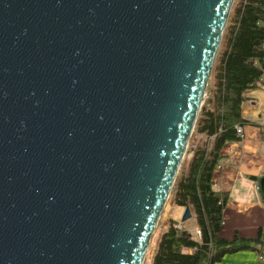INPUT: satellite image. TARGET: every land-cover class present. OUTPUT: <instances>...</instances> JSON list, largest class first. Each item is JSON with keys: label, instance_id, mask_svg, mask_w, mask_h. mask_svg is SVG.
<instances>
[{"label": "water", "instance_id": "obj_1", "mask_svg": "<svg viewBox=\"0 0 264 264\" xmlns=\"http://www.w3.org/2000/svg\"><path fill=\"white\" fill-rule=\"evenodd\" d=\"M231 3L0 0V264L142 263Z\"/></svg>", "mask_w": 264, "mask_h": 264}, {"label": "trees", "instance_id": "obj_2", "mask_svg": "<svg viewBox=\"0 0 264 264\" xmlns=\"http://www.w3.org/2000/svg\"><path fill=\"white\" fill-rule=\"evenodd\" d=\"M220 49L213 63L212 86L196 116L193 131L205 138L190 147L189 158L180 166L170 193L175 205L189 206L192 221L199 229L193 238L178 229L172 220L158 234L150 264H216L227 253L251 250L264 259L260 230L253 237L220 234L228 191L215 189L213 169L225 143L237 141L234 125L257 122L241 115L247 91L264 92V0H237L224 28ZM264 133V131H263ZM261 173L250 175L257 183ZM264 203V193L259 188Z\"/></svg>", "mask_w": 264, "mask_h": 264}, {"label": "crops", "instance_id": "obj_3", "mask_svg": "<svg viewBox=\"0 0 264 264\" xmlns=\"http://www.w3.org/2000/svg\"><path fill=\"white\" fill-rule=\"evenodd\" d=\"M243 98L241 115L250 120L257 118V124H243V137L224 144L220 151L219 167L213 170L212 184L215 189L228 191L220 234L230 237L236 232L240 236L253 237L259 228L264 240V206L261 204L259 189L254 188L256 180L249 177L258 176L264 168V149L263 152L260 150L264 92L261 89L247 91ZM253 112L255 115L251 114ZM175 206L180 207L178 211L175 210L177 213L183 207ZM216 264H264V259L259 258L254 251L239 250L225 254Z\"/></svg>", "mask_w": 264, "mask_h": 264}, {"label": "rangeland", "instance_id": "obj_4", "mask_svg": "<svg viewBox=\"0 0 264 264\" xmlns=\"http://www.w3.org/2000/svg\"><path fill=\"white\" fill-rule=\"evenodd\" d=\"M236 1L237 0H232V3H231V6H230V9H229V13H228L224 28L226 27V25H228V20L230 18V13H231L232 8L236 4ZM223 34H224V29H223L222 35ZM221 39H222V37H221ZM220 44H221V41H220ZM220 44H219V47H220ZM219 49L220 48H218V50ZM212 78H213V70L211 69L210 74H209V79L207 81V85H206V89H205V94L208 93L209 90L211 89L212 81H213ZM257 94L259 95V93H257ZM205 97H206V95L204 96L203 101H204ZM253 113H255V112H253ZM256 120H257V118H255L253 121H256ZM263 131H264V124L262 125L261 131H260V134H261V136L263 138L262 139V143L260 145V150L261 151L264 149V147H263L264 146V133H263ZM206 139H208L210 141V138H208V137L205 138L201 134H196V132H194L193 128H192V131H191V133H190V135L188 137L187 144H186V149H185V152H184V154L182 156L181 162L179 164L177 173H178V171L180 169V166H183L185 160L189 158V155H190V152H191L190 147L192 148L196 144L201 143L203 140H206ZM179 208L180 207H176L175 204L172 202L171 193H169L167 198H166V200H165V202H164L163 208H162L160 216H159V218H158V220L156 222L155 228H154V230H153V232H152V234L150 236L148 249H147V251H146V253L144 255V258H143L141 264H150V259H151V255H152V252H153L154 242L156 240V237L166 227L167 223L170 220H172L174 222V225H179V227L176 226L178 229L184 230L185 232H187L193 238H197V236H198V234L196 232L197 226H195L194 222L192 221V217H189V218H187V219H185L184 221H181V222L179 221V219H180L179 215H181L183 207H182V209H180L181 211H179L177 213ZM175 210H177V211L175 212ZM262 237L264 238V234H263ZM227 254H230V253H227Z\"/></svg>", "mask_w": 264, "mask_h": 264}, {"label": "built area", "instance_id": "obj_5", "mask_svg": "<svg viewBox=\"0 0 264 264\" xmlns=\"http://www.w3.org/2000/svg\"><path fill=\"white\" fill-rule=\"evenodd\" d=\"M234 127H235V132H236V134L239 136V138H242L243 137V131H242V127L240 126V125H237V124H235L234 125ZM210 140H211V137H210ZM215 167H219V164L217 163L216 165H215ZM254 188L257 190V189H259V185H258V183L255 181L254 182ZM262 204V206H264V203H261ZM175 226H177V227H179V225H175ZM197 230H196V232H197V234H198V236H197V238L199 237V229L198 228H196ZM195 232V233H196ZM194 233V234H195ZM258 257L259 258H261V256L258 254Z\"/></svg>", "mask_w": 264, "mask_h": 264}, {"label": "bare ground", "instance_id": "obj_6", "mask_svg": "<svg viewBox=\"0 0 264 264\" xmlns=\"http://www.w3.org/2000/svg\"><path fill=\"white\" fill-rule=\"evenodd\" d=\"M252 115H255V113H251Z\"/></svg>", "mask_w": 264, "mask_h": 264}]
</instances>
